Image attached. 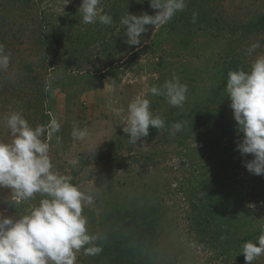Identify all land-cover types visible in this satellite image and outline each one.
<instances>
[{"label":"rangeland","instance_id":"1","mask_svg":"<svg viewBox=\"0 0 264 264\" xmlns=\"http://www.w3.org/2000/svg\"><path fill=\"white\" fill-rule=\"evenodd\" d=\"M133 1L101 0L113 20L103 25L82 22V0H0V44L10 54L8 69L0 71V141L12 139L6 119L13 112H20L33 128L57 120L60 130L41 139L49 144L53 171L70 177L93 197L82 212L89 235L114 234L112 223L118 218H112L111 211H127V217L137 207L131 202H141L145 194L148 200L165 202L153 245L145 248L143 235H134L140 247L135 257L144 259L131 260V246L115 239L113 246L95 255H86L82 248L76 252V264H246L242 246L255 243L257 231L264 228V210L256 208V202L264 205V175L244 167L253 156L236 149L242 134L237 135L228 101L211 104L210 124L195 121L192 111L208 98L227 95L229 71H249L251 63L264 56V30H243L249 20L264 14V0H185V9L175 19L155 28L147 25L141 44L130 46L121 18L127 13L155 14L149 0L132 6ZM158 32L161 40L152 55L149 44ZM253 45L258 47L250 52ZM173 74L188 87L187 100L179 108L165 96L150 93ZM137 96L150 100L151 111L161 116L165 127L134 145L123 132L118 110L126 114ZM218 107L223 109L222 121ZM175 122L183 128L172 135ZM74 124L88 129L85 141L73 139ZM228 160L233 164L228 169L232 182L243 196L225 197L224 208L235 207L240 222L227 231L231 240L212 239L206 247L204 236L192 232L189 211L211 188L202 184H210L214 173L225 174ZM42 198L36 193L14 206L11 190L0 188V214L18 218ZM249 233L254 235L246 238ZM253 264H264V255Z\"/></svg>","mask_w":264,"mask_h":264},{"label":"clouds","instance_id":"2","mask_svg":"<svg viewBox=\"0 0 264 264\" xmlns=\"http://www.w3.org/2000/svg\"><path fill=\"white\" fill-rule=\"evenodd\" d=\"M68 0H65V4ZM154 15L147 12L141 15L126 14L120 23L124 26L126 43L130 46L141 44V34L146 33L147 25L154 28L167 24L177 12L185 9V0H149ZM101 0H82L78 9L84 24L99 21L111 25L112 17L104 13ZM196 13L193 14L195 18ZM258 45H253V51ZM10 54L0 44V71H6ZM224 91L231 101L236 122V132L241 138L236 149L242 156L251 154L253 159L244 167L254 175H264V56L255 59L250 70L229 71ZM188 87L173 74L172 79L157 88H150L152 95L165 96L173 107H182L187 100ZM122 115L123 132L129 143L149 135V128L163 129L165 121L151 111V102L137 96L127 106ZM12 139L0 141V188L11 190L10 202L26 201L40 193L43 197L38 205H33L25 215L4 216L0 214V264H76V252L82 248L86 255L102 251L97 246L98 236L87 232V218L82 214L83 207L93 203V197L70 182V177L53 171L49 156V144L41 137L48 138L60 130L55 118L47 125L31 127L20 112L11 113L6 119ZM181 122L172 125L170 134L181 131ZM89 135L87 128L73 125L74 140L85 141ZM74 163V161H73ZM87 246V247H86ZM246 264H253L264 255V229L257 241L246 242L242 253Z\"/></svg>","mask_w":264,"mask_h":264},{"label":"trees","instance_id":"3","mask_svg":"<svg viewBox=\"0 0 264 264\" xmlns=\"http://www.w3.org/2000/svg\"><path fill=\"white\" fill-rule=\"evenodd\" d=\"M23 2H27V0H22ZM138 0H134L132 3V6L137 5ZM128 4V3H127ZM176 16V14H175ZM173 17L174 19L176 17ZM243 30L246 32H252V31H260L264 30V14L259 15L255 19L249 20L244 26ZM161 40V34L158 32L154 38L150 41V46L152 47L151 54L154 55L156 53V49L159 45V42ZM225 96L219 94L216 96H213V98H208L205 101L204 106H197L196 110L192 111V114L195 116V121H199L202 125L204 124H210L212 114L208 112L209 107L213 102H217L222 104V102H229L231 101L227 98V95ZM217 112H219L220 115V121H222V112L223 109L220 107L217 108ZM227 126H231L230 122H225ZM197 128L199 126L196 125ZM156 130L154 128H149V134L154 136L156 135ZM214 131V130H213ZM199 142L201 143L202 140L200 139ZM206 143V141L204 140ZM233 164L228 160L226 162V169L225 174L221 173H214L216 176L213 178L211 183L202 184V187L209 186L210 189L204 190V198L202 203L200 202H194L191 204L192 208L190 209V217L189 222H191L192 226H194V229L192 230L193 233L196 235H203V243H205V246L207 247L206 242L210 240H215L217 243L224 239V240H231V236H228V230L234 228H237L240 222V218H238V214L236 215L235 207H232L231 209H225L224 208V201L225 197L232 200H236L243 196L242 192L238 191V187L234 185L232 182L233 175L228 172L229 166H232ZM191 193L193 194V188L191 189ZM191 197H194L191 195ZM152 202H155L154 204ZM137 203L134 208V210L129 212V216L125 217V213L127 214V211H124L122 213H119L117 209L112 210L113 217L112 218H118V222H113V226L115 227L114 234L111 235V233H103L99 234V240L97 241L100 248L107 245L113 246V240H121V242L130 245V257H132L133 261L144 259L143 256L135 257L137 254L138 249L140 247L136 242V238L134 235L141 236L143 235V244L145 245V248H148L149 246L153 245V242L156 238L157 231L159 230V225L161 224V217H163L165 211V202L163 199H156V200H148V195L145 194L143 196V199L141 202H131V204ZM135 206V205H133ZM260 207V208H259ZM256 208L264 210V205L258 206L256 202ZM121 219V220H120ZM106 218H101L100 221H105ZM99 221V222H100ZM129 222V225L128 223ZM196 226V227H195ZM264 228H260L259 231H257V234H261V230ZM259 232V233H258ZM116 233V237H114ZM254 234H250L246 236L252 237ZM142 239V240H143ZM211 248H214L212 246ZM102 249V251H103ZM125 257L127 255L124 254ZM135 257V258H134ZM128 258V257H127ZM149 257H147L145 260H147L148 263Z\"/></svg>","mask_w":264,"mask_h":264}]
</instances>
